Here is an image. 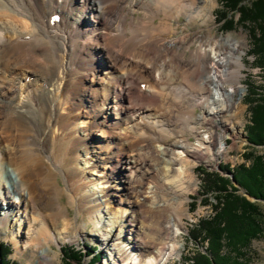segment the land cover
Wrapping results in <instances>:
<instances>
[{"label": "bare ground", "instance_id": "1", "mask_svg": "<svg viewBox=\"0 0 264 264\" xmlns=\"http://www.w3.org/2000/svg\"><path fill=\"white\" fill-rule=\"evenodd\" d=\"M214 7L215 0H0V227L25 214L26 244L38 264H55L50 244L82 232L66 205L92 222L110 264H165L178 252L192 163L210 142L223 145L208 130L212 116L222 115L215 125L223 128L241 112L243 41L207 35L196 49L179 51L187 38L172 33L179 17L202 20ZM80 105L92 127L115 131L99 135L120 145L102 152L92 134L75 129L79 115L70 111ZM196 108L201 114L193 116ZM198 125L208 132L198 134ZM143 148L147 162L138 158ZM81 151L106 188L72 166ZM115 193L125 198L112 209Z\"/></svg>", "mask_w": 264, "mask_h": 264}, {"label": "rangeland", "instance_id": "2", "mask_svg": "<svg viewBox=\"0 0 264 264\" xmlns=\"http://www.w3.org/2000/svg\"><path fill=\"white\" fill-rule=\"evenodd\" d=\"M244 4L246 5L245 2ZM220 6H221L220 2L218 0H215V7L213 8V11H211L210 14H208L206 17H203L202 20H199V19L198 20L197 19L185 20L184 17H179L176 23H171L172 30H173L172 33L179 34L180 32L183 31L185 33V37L187 38L184 41V45L182 43V45L180 46L179 51H182L184 50V48H187V47L189 48V50L196 49L198 45V40L200 39V37L205 38L207 35L219 36V37L220 36L225 37L229 35L233 37L235 40H239V41L242 40L243 44H240L239 46V48L242 51V54H241L242 68L240 69V88H241L240 92L241 93L235 96L236 102H239L241 112H238L236 116H233V119L231 120V125L225 124V127L223 128L218 127L220 126L218 120L222 118V115H219L217 117L212 116V121L214 122H212L211 124L213 127L209 126L211 128L208 130H211V131L214 130L213 132H215V134L220 133L222 135L220 138V142H222L223 145L220 148L219 144H214L213 142H210L211 144L210 151L204 152L203 154H199L200 156L198 155V161L192 163L194 183H193L192 191H189L186 194V200L183 203L184 204L183 207L185 208L183 209V212L179 215L181 223L184 226V228L181 227L180 234L177 237V241L179 243V250L170 259H168L165 264H189L187 259L190 256H192L194 252L203 251V249L206 247V242L204 240L202 241L198 240V242L195 243L189 237V234L193 231V228L195 224L197 223V221L199 219H203V218L205 219L211 215L210 205L214 203L212 197L209 194H203L204 193L203 186H202L203 175L200 174V171H204L206 173H218L220 176L221 175L226 176L225 173H222L221 168L227 167L230 170L232 167L243 163V160L241 157L243 154L249 151V147L247 145V142L245 141V132H244V128L248 122V113H247L244 97H245V94L247 93V90L250 89L251 86L261 84V81L264 77V73L262 71H259L257 68L253 67V63H252L253 59L249 55H247L248 48L250 46L249 44L251 43L250 39H248V31H247V30H251L250 26H245L244 24H240V22H238L237 20L239 16L237 13L232 14V15L228 13L224 16V18H226V20H228L229 17L233 19L234 20L233 24H235V26L234 27L227 26L229 29L223 31L222 26H221L222 21H219V13L222 12L220 10L221 8ZM111 18L114 19V17H111ZM156 22L159 23V20H156L155 23ZM199 23L200 25H202L201 27H198ZM197 34H199V36ZM188 56H189V53L187 51H184L183 60H187ZM89 70L90 69H88L87 72ZM72 81H73L72 83H75V84L79 82H84V84H82V86L80 87L81 88L86 87V82L82 80H78L77 77H72ZM35 83L36 82H33V84ZM146 85H148V83ZM21 86H22L21 88L24 87V85H21ZM151 86H152V83H151ZM18 87H19V84H17V88ZM37 87L38 85L35 84L33 88H37ZM71 104L77 105L78 100L72 99ZM150 108L155 109V107L152 105H150ZM88 111H89V108L85 107L84 105H80V107H78V109L75 111H70L71 112L70 116L72 117L73 115H76V116L79 115L77 120L72 121V124L75 123L74 124L75 129L77 127L79 129H86L85 130L86 134H92L93 137L91 138V140L95 142L93 143V146L102 147L103 148L102 152H108L111 149V147L116 148L118 145H120V143L116 139H103L99 135L101 130L105 131L106 133H110V134L114 130L112 131V129L110 128L101 127V126L92 127L89 124L90 121L85 119L84 117L86 115L85 112H88ZM192 113H193V116H196V115L201 114V110L196 108L193 110ZM112 119H114V116L111 115L109 122H111ZM226 119L229 120L230 118L228 117ZM215 124H217L218 126H216ZM198 126L195 127V131L197 132L199 131L198 134L204 135L203 132L207 128L205 126L203 127L201 126L198 127ZM85 133L79 132L76 134V136L83 137L85 136ZM56 138H58V135L56 136ZM189 140L190 142L193 141L192 138H189ZM59 143L62 144V142H59ZM97 147H93V150L97 149ZM218 147L221 150L220 153H217V151L219 150ZM252 149L255 151L256 154L264 153V149L262 147H255ZM98 151L101 152L99 148H98ZM83 152L81 151L75 155L76 162L72 163V166L74 168L77 167V168L85 169L83 180L88 181L90 185L95 184V188L97 190L101 189V187L106 188V185H107L106 183H103V184L100 183V182H103V180L102 181L97 180L98 178L97 175H99V172L89 171L90 170V168L88 169L89 164L86 165L83 162L84 159H86V157L87 158L90 157V155L87 156ZM71 154H69V157H71L70 156ZM141 155L143 156L145 155L146 158ZM138 156H139L138 158H140L139 159L140 161H144V162L148 161L149 154L146 149L145 150L144 148L140 149ZM189 160L192 162L191 159ZM99 169H101L99 171H105V169H103V165H102V168H99ZM4 173L5 172H3L1 175L4 176ZM56 182L60 187H65L61 176H56ZM110 185L112 187L115 186V184L113 183H111ZM8 186H10V184H8ZM162 188L164 189V187ZM237 194L241 195V193L239 192ZM115 196L116 197H114L113 201L111 202L112 209L117 208L118 206L117 202L120 199L125 198V197L122 198V194L117 195L115 193ZM158 196H157V199H155V201L161 202L162 201L161 193H158ZM9 197L11 201H14L17 198L13 195H10ZM165 199L169 200L172 198L171 196H165ZM204 199L206 200V203H203ZM247 200L250 202H253V200L251 199H247ZM66 201L67 199L65 196H63L62 199L60 200L62 204H66ZM66 207L67 208L66 210H64V213L73 223L76 222L79 226H81L82 232L79 233L76 237L72 238L71 240H64V239L60 240V243L58 244V246L50 244V247L56 250L59 254L58 261L55 264H61L60 257L62 256V258L64 259L63 252L70 247H72V250L80 249L86 255L90 254L92 251H95L94 253H98L101 257L98 264H110L108 262L110 257L106 253L105 249H103L102 239L98 235V232L95 230L92 222H90V220L86 216H77L75 218L76 216L75 209L67 205ZM17 209L20 211V213H23V209L20 206H18ZM262 209L264 211V205H262ZM125 214L130 215V216L134 215L132 210H128ZM24 217H25V214L21 218L12 217L9 220V223L7 224L4 232H2L3 228L0 227V242L9 246L11 253L8 255L7 259H9L10 262H13L14 264H38L37 257H34L31 259L29 255V247L26 244V236H27L26 233L28 232V229H27ZM262 222H263L262 224L263 231L261 233V236L258 239L251 242L249 248L246 250V253L242 257L243 259L242 263L264 264V216H263ZM81 262L86 263L87 259L81 260Z\"/></svg>", "mask_w": 264, "mask_h": 264}, {"label": "trees", "instance_id": "3", "mask_svg": "<svg viewBox=\"0 0 264 264\" xmlns=\"http://www.w3.org/2000/svg\"><path fill=\"white\" fill-rule=\"evenodd\" d=\"M218 1L223 31L229 29L227 26H235L233 19L224 18L228 13H237L238 22L250 26L251 30L247 31L251 43L247 55L253 59V67L264 73V0ZM244 99L248 113L244 132L249 151L242 155L243 163L230 170L221 168L226 176L200 171L203 194H209L214 203L210 205L211 215L199 219L189 234L195 243L198 240L206 242L203 251H196L187 259L189 264H245L242 263L243 255L263 231L264 153L256 154L252 148L264 149V77L260 85L247 90ZM10 251L9 246L0 243V264H14L7 259ZM63 256L61 264L99 262V257L93 256L82 263L85 254L72 248L65 250Z\"/></svg>", "mask_w": 264, "mask_h": 264}]
</instances>
